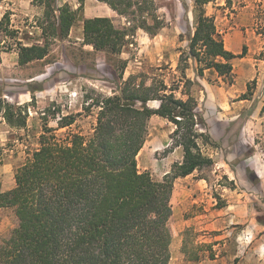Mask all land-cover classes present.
<instances>
[{
    "label": "trees",
    "instance_id": "trees-1",
    "mask_svg": "<svg viewBox=\"0 0 264 264\" xmlns=\"http://www.w3.org/2000/svg\"><path fill=\"white\" fill-rule=\"evenodd\" d=\"M97 1L127 24L116 26L110 17L86 18L83 43L107 55L118 71L119 89L109 96H86L85 109L98 110L90 135L68 132L61 138L44 114L39 147L16 168L14 188L0 192V208L12 209L16 217L15 227L0 240V264H170L174 183L215 165L204 150L213 142L193 88L200 86L197 78H203L206 70L232 82V62L242 56L225 47L214 17L207 14L206 6L217 0H193L195 32L187 58L181 52L179 76L171 85L164 78L149 80L145 74L124 79L127 61L118 58L138 30L154 37L165 28L155 0ZM35 2L44 8L43 36L66 39L79 11L68 4L59 7L57 0ZM7 19L6 14L0 29ZM48 54V45L21 46L19 65ZM191 59L197 65L196 79L186 74ZM0 116L12 128L27 127V106L15 107L0 98ZM154 116L175 127L173 146L183 151L182 161L162 181L138 169L137 157ZM75 121L73 115L60 116L58 129Z\"/></svg>",
    "mask_w": 264,
    "mask_h": 264
},
{
    "label": "rangeland",
    "instance_id": "rangeland-1",
    "mask_svg": "<svg viewBox=\"0 0 264 264\" xmlns=\"http://www.w3.org/2000/svg\"><path fill=\"white\" fill-rule=\"evenodd\" d=\"M0 4H4V8L0 5V9H4L3 17L8 15L0 29V98L15 107L27 106L29 114L27 127L23 129L10 127L1 117L0 192H6L15 186L16 168L39 147L45 113L49 127L61 138L68 132L90 135L96 126L98 110L85 109L86 96H109L119 89L118 71L107 55L84 45L81 36L84 19L100 15L110 17L116 26L127 23L107 4L96 0H57L59 7L68 4L78 10V19L66 39H47L41 27L44 8L35 0H0ZM155 4L158 16L166 23L165 28L154 37L138 30L118 58L127 61L124 79L145 74L149 80L164 78L171 85L179 76L177 67L182 51L187 58L197 11L193 0H155ZM206 11L214 17L225 47L242 56L232 62V82L208 70L200 79L201 83L197 79L200 86L193 88L199 103L198 112L206 121L205 131L213 142V146H205L204 150L214 159L215 165L182 178L185 181L182 185L189 188L188 193L184 197L179 193L177 200L174 198L171 202L170 264L203 261V264H264L261 245L257 252H250L247 246H242L240 251L233 247L227 251L220 250L221 247L214 250L213 242L208 241L216 232L207 228L210 221L230 215H244L246 220L257 217L258 222L263 221L259 224L264 226V0H217L208 4ZM236 31L238 35L234 34ZM148 38L156 40L150 43ZM34 44L48 45V56L19 65L20 47ZM189 64L186 74L196 79L192 70L197 67L196 62L191 59ZM246 94L248 99H244ZM177 95L180 97V93ZM151 105L156 106V103ZM237 113L240 118L234 120ZM69 115L76 118L75 123L69 128L58 129L59 117ZM251 115L258 125L245 121ZM174 129L166 119L152 117L146 141L163 139L165 146L150 154V165H154L150 171H141V153L137 157L138 169L149 172L157 181H162L172 172L173 165L183 159L182 148L173 146ZM163 167L168 168V173L157 178L155 175ZM185 198L188 202L184 205ZM186 220L190 225L183 230ZM10 221V225H16V217ZM238 227L247 230L243 224ZM258 231L261 236L263 232ZM7 236H0V240ZM215 253L218 256L215 257ZM208 258L216 261L209 263Z\"/></svg>",
    "mask_w": 264,
    "mask_h": 264
},
{
    "label": "crops",
    "instance_id": "crops-1",
    "mask_svg": "<svg viewBox=\"0 0 264 264\" xmlns=\"http://www.w3.org/2000/svg\"><path fill=\"white\" fill-rule=\"evenodd\" d=\"M98 2H100V1H98ZM0 5L2 6V8H4V4H0ZM9 7H10V10H12L10 4H9ZM6 9L8 10V8H6ZM110 10L112 12H114L111 8H110ZM3 14H4V9H0V22L3 18ZM94 17H100V15H94L91 18H94ZM87 18H90V17H87ZM234 34L238 35V31H236ZM81 36L84 38L83 32H81ZM154 40H156V39L151 40L150 38H148V41L150 43L154 42ZM192 70H193V73L195 74L194 69H192ZM206 71H208V70H206ZM187 76L189 78H191L189 75H187ZM195 76H196V74H195ZM197 79L201 83V80H200L201 78H197ZM253 117H255V116L251 115V118L246 119L245 121L248 124L252 123L253 125H258V123L253 121V119H252ZM239 118H240V114L237 113L234 117V120H237ZM1 120H2V118L0 116V126L3 124L1 122ZM259 124L261 125L262 122ZM165 142L166 141H164L163 139L162 140L159 139V141H146L145 142L143 148L140 151V153H141V171H150L151 168H154V165H150L151 159L149 156L152 153L154 154V153L158 152L161 147H164ZM145 149H147V151H144ZM140 153H139V155H140ZM138 166H139V163H138ZM158 171H159V174L157 173V175H155V176L157 178H160L162 176H165L169 170H168V168L163 167V170L159 169ZM182 180H184V179L179 178L175 181L171 202L174 200V198H175V200H177L179 193H181L183 195V197L188 193L189 188H188V186L182 185L185 182ZM13 188L14 187L12 186L11 188L6 189V191L11 190ZM2 192H4V190H2ZM187 202L188 201L186 198L182 200V203L184 205ZM228 214L229 213H226V215H228ZM232 217H233V219H231ZM242 217H244V215H240V217H237V215L236 216L230 215V216H227V218H219V219L212 220L209 222V224L207 225V228H209L211 231L216 232L214 235L211 234V236H210L211 239H209V241H208V242H213L212 247L214 250H216V248H218V247H221L220 250L222 249V250L227 251L229 248L233 247L234 249H238L240 251L242 246H247V247H250L249 248L250 252H252L253 250H254V252H257L258 251V245L263 246L262 248L264 250V226L259 224L257 217H255L253 219L251 217V219H249V220H246L245 217L242 220L241 219ZM11 218H15V214H13V211H11V209L0 208V236H5L6 234L9 235L11 230L15 227L14 223H12L11 225L9 224V223H11V221H10ZM8 219L10 222H8ZM224 224H226V225L224 226ZM240 224L245 225L247 227V230H245L246 228L243 230H239L238 226ZM189 225H190V223L187 220L184 221L183 230L186 229V227H188ZM260 226H262V227H260ZM258 230L263 232V234L261 236H258V234H259ZM216 256H218L217 253H215V257ZM215 261H216V259L208 258L209 263L210 262L213 263ZM204 262L205 261L199 262V264H203Z\"/></svg>",
    "mask_w": 264,
    "mask_h": 264
}]
</instances>
